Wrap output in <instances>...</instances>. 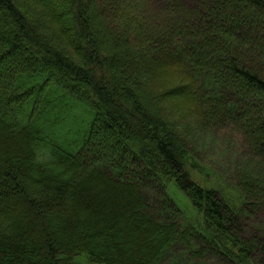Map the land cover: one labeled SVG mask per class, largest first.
<instances>
[{"label":"trees","instance_id":"obj_1","mask_svg":"<svg viewBox=\"0 0 264 264\" xmlns=\"http://www.w3.org/2000/svg\"><path fill=\"white\" fill-rule=\"evenodd\" d=\"M68 100L94 112L77 152L51 139ZM225 125L251 158L234 196L192 174ZM257 161L264 0H0V264H264Z\"/></svg>","mask_w":264,"mask_h":264},{"label":"rangeland","instance_id":"obj_2","mask_svg":"<svg viewBox=\"0 0 264 264\" xmlns=\"http://www.w3.org/2000/svg\"><path fill=\"white\" fill-rule=\"evenodd\" d=\"M58 104L60 108L66 112V116L60 117V122L62 123L59 126L58 131L55 132L51 139L54 144L64 149L77 152L85 142V135L92 123L94 112L88 106L75 100H68L67 102L61 101ZM231 115V117L234 118V113ZM233 128L235 127H229L225 125L220 127V130L217 132H204L203 129H195V138L198 140V151L202 148V150H200L202 155H200L201 161L199 163H201L203 167V172H197L196 170L192 171V174L194 175L193 178L200 185H205V183H207L210 187L217 188L224 192L226 191L228 194L231 192L232 196L235 195V189L232 186V180L230 179L229 175L233 170V167L232 165H229V162L231 160L234 161L236 158V163L242 165L245 164L247 160H251V158H247V155L245 154V149H247L246 143L241 145L239 141V139L242 140L243 137L239 136L238 133L235 132L236 128ZM47 146L50 150L49 143ZM42 155L43 152L41 151L40 157ZM42 158L43 160H41ZM42 158L40 159L41 161L50 159L51 151L50 153L49 151H46ZM169 189V192L172 194L173 198L182 208V212L184 214V223L186 225H190L191 219L192 221H197L198 218H196V215H194L195 212L187 208L189 204L184 195L174 187ZM246 224V230L242 234V237L249 245L256 248V246H258L257 242L250 239V235H264V206H260V211L253 213V217L247 218ZM173 251H176V249ZM175 253L176 252H172L169 254L166 260L167 262L164 264L169 263V259ZM209 259L210 258L207 257V260ZM189 260L194 261L195 264L201 263L200 259H196L195 261L189 257ZM210 264L220 263L218 261H213Z\"/></svg>","mask_w":264,"mask_h":264},{"label":"bare ground","instance_id":"obj_3","mask_svg":"<svg viewBox=\"0 0 264 264\" xmlns=\"http://www.w3.org/2000/svg\"><path fill=\"white\" fill-rule=\"evenodd\" d=\"M239 141H240V143H241V145H242V144H243V139H242V140L239 139ZM236 160H237V159L235 158L234 161L231 160V161L229 162V165H232L233 170H235V169H240V168H241V165H240V164H237V163H236ZM252 169H254L255 172H264V163H263V162L254 163V165L252 166Z\"/></svg>","mask_w":264,"mask_h":264}]
</instances>
